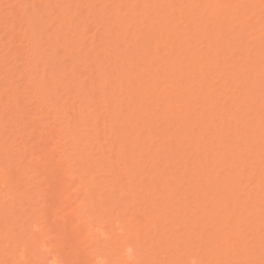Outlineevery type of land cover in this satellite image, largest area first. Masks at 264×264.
Returning a JSON list of instances; mask_svg holds the SVG:
<instances>
[{
  "label": "bare ground",
  "instance_id": "bare-ground-1",
  "mask_svg": "<svg viewBox=\"0 0 264 264\" xmlns=\"http://www.w3.org/2000/svg\"><path fill=\"white\" fill-rule=\"evenodd\" d=\"M111 1L112 3H109L110 6H113L111 10H108L109 6H104L97 12L100 14V17L107 18V23L105 25L106 31L103 32L101 37L99 36L98 40H96V32L95 35L93 34V39L90 43L84 40V37L80 38L79 42L82 45H86L85 50L88 55L89 53L96 52L94 48V46H96L95 42L103 43V45H107L108 48L111 47L107 49L106 52L108 53L107 58L110 63L108 66L114 69L107 72L106 66L105 68L102 67L99 62L100 59L98 54H95V62L93 61V64L83 62V60L79 61V70L84 73L88 72L85 70L90 69L89 71H92V73L89 72L92 74L91 77L83 78L82 73V75L80 73H78V75L73 73V75L68 76L69 78H67V80L55 83L58 87L63 86L67 92L73 87L77 89L76 95L72 98L73 101L69 103L67 108L64 107L67 106L68 103H62L61 98H58L59 100L55 101L52 110L56 112L52 116L54 119L53 122L60 120L61 123L64 124L65 121L67 127L71 128L75 133H64L65 135L62 136V131L59 129L61 134L57 135V142L55 143L57 145L55 146L54 144L53 146L55 147H52L49 145V142L50 139L52 140L54 137L53 134L55 133V129L52 128L48 131H42L39 129L40 127L34 125L36 124L34 118H30L31 121L34 120V126H31V123L27 125V127L31 126V130H29L28 134L14 133L15 136L17 135L16 137L21 139H17L19 140V156L21 157L13 159L15 155L10 156L9 152L6 150L2 151L4 155H8V157L4 160L5 164L0 170L2 175L5 176L0 187L6 186L5 192L1 197L0 215L5 216L4 219L7 221L5 222L8 224L12 221L8 219L14 216L15 207L19 208L22 212L18 218L22 219V221L25 220L24 222L30 223L27 230H29L31 234L28 236L27 230L24 228H19L18 234H7L5 238L8 240V245L13 244L11 252H13L18 264H29V257L30 259L32 257V264H256L258 259L261 260L257 263L264 264V61H262L264 59V57H262L264 56V0H227L224 3L221 2L223 0H145V2L147 1L150 4L148 7H152L151 9L155 12L152 14L149 12L150 10H148L154 17V20L151 21L148 18V16L151 15L145 12L146 9L140 7L143 12L140 9L141 14H139V12L135 13L137 10L139 11L136 0ZM158 1L164 2V7H156ZM174 2L180 6V15L182 14V6L185 8L189 6L188 8L191 7L190 11H195L194 13L189 11V13L185 14V19L187 20H185V22L182 21L183 24L178 23V20H176L177 17H175V15L178 10H172ZM22 3H25V0H23ZM30 3L33 6L31 7L34 9V12L32 11L33 14L31 13L28 17L25 14H21V18L24 19L26 16L27 19L30 17L32 19L29 18V20L32 23H37V21L40 23H48V27L42 34L57 25V28H54L55 31H57L58 34L62 31V34L61 36L59 35L60 38L57 39L56 37V41H54L55 45L51 50L54 52L55 56H57L61 48L67 52L65 56H70L74 59V57H72V49L74 47L76 48V41L73 42V40L67 37L64 34V30L76 35L79 26L82 28L81 31H83L89 27V24H87V21H82L81 15V19L77 18L81 23L79 26L74 27L78 25V21L76 20L74 24L69 21V19L75 20L76 17H69L67 15L62 17L64 13L61 11L62 6L59 5L75 3L82 8L85 6L87 9L89 5H95L96 2L91 0H31ZM41 4H43L41 7H44V4H48L49 8H51L49 11H53V13L51 15H46L44 8V10L38 8ZM188 8H186V10ZM86 9L83 8L81 12ZM88 9L90 8L88 7ZM124 11L129 13V17L132 14L131 12H134V15H132V18L135 17L134 21L131 20V22H126L125 15H121ZM108 13L114 15L110 17ZM16 14H18V16H16ZM13 15L16 18L20 17V11L17 9L13 12ZM107 15L109 17H107ZM76 16L79 15L76 14ZM9 17L10 18H7L14 19L11 16ZM137 17H142V19L139 20ZM135 19H137V21ZM146 20L150 22L149 29L147 27L143 29L144 27L141 26L147 23ZM20 21L21 19H19V22ZM14 23H16V21L11 24V27ZM92 23L96 24L94 29L98 30L96 29L98 23L94 20ZM38 25L39 24L32 25L28 30L34 32V28L37 29ZM180 25H183V28L180 27V29H183L182 33L186 36L185 38L182 36L179 38L177 37L179 35H175ZM8 26L9 25H7V27ZM115 26L118 27V30L116 29V31L113 32ZM11 27H8L10 33L13 32V34L11 33L12 36L9 34L11 40L13 39L10 43L14 44V39H17L15 38L17 35L14 33L16 27L13 26V29H11ZM132 32L133 34H131ZM177 32L181 34V30ZM246 32L248 38H252L250 40L244 37L245 40L247 39V42L242 37ZM82 33L85 32L83 31ZM172 33H175V38L169 40V36ZM74 37L77 38V36ZM34 40L29 43L30 47L28 46V54L25 52V61L27 60L26 62L29 68L32 67V69L42 64L41 62H43L42 60L46 51L39 52L40 40H36V38H34ZM248 40L254 44L248 42ZM126 42H129L130 45L127 44L126 46ZM54 43L50 45L52 46ZM193 44L196 45L194 46ZM201 45L205 46L204 51L202 50L203 48L200 50V47H203ZM25 46H27V44ZM196 46H199V48ZM68 47L71 48L69 51ZM131 47L133 48L132 50ZM160 50H166L167 54L169 53L168 50L170 53L175 51L181 53V51H185L187 54H190L189 52H192V55L189 57L187 55L188 58H180L179 55L171 54L169 59L166 57V59H163L160 57ZM112 51L113 53L111 54ZM151 51L152 53H150ZM229 51L232 56V53H243L245 55L247 53L249 58H242L244 55L242 56L241 54L242 57H238V59L235 58L237 60L229 61L233 65L230 69H227L225 65H222L226 58L224 60L220 54L223 53V56H225ZM252 53H255V55L252 56ZM13 54H16L15 50ZM249 54L253 58L250 57ZM24 56L22 58H24ZM48 59L50 58H47V60ZM75 61L77 63L76 58L74 59V62ZM5 63L6 61L3 64ZM7 65L10 64L8 63ZM89 65H93L94 67ZM137 65H139V67L142 66V68L140 67L141 69L139 68L140 70L135 72L134 66L137 68ZM168 66L172 69L170 75H167V73H165L166 71H163ZM56 69L58 68L56 67ZM212 69L218 72L215 76H217V80L219 78V82L215 83L216 85L214 84L218 90L215 91L216 89H214L213 91L215 92L213 93L210 87H206L209 90L204 92V85L210 81V78L207 79L208 71ZM160 70L164 72H162V76L159 74ZM61 71V74H67L66 70ZM71 72H73V70ZM177 75L180 76L181 81L183 76L187 75L188 78L184 76L186 78L184 83L192 79V83H196H193L194 87L197 85L196 87L199 89V92L192 94V88H188L189 90L185 89L188 85L185 87H183L184 84L181 83L178 86L174 85L173 83L177 81V78L179 79ZM37 76L38 75L34 71L31 73V79L33 81H38L36 79ZM160 79H164V83L169 82L171 84L172 92L167 88L163 87V90L157 87L159 86L157 82L159 83ZM212 79L213 78H211V80ZM144 80H146L145 83H143ZM214 81L213 79L211 82ZM14 82V80H11L10 84L13 88L16 86V82ZM150 82L154 89H149L147 87L145 90L144 87L150 84ZM215 86L212 87L214 88ZM231 87H233V89L235 88L233 93L232 90H230ZM227 88H229L231 93ZM148 89L149 92L153 94L160 90L158 95L161 98L159 96L160 99L155 98L153 94L146 96ZM104 90H109L112 96H124V100H121L119 103L117 101L120 110V112H118L119 115L114 111L116 104V102H114L115 100L112 101L109 98L104 100L101 99L100 94H102ZM153 90L155 91L152 92ZM12 91V94L6 99V104L10 105L9 103L12 102L14 106H18V93L15 88ZM168 92L173 94H169ZM46 93L49 97L51 90L46 91ZM167 94H169L168 97L171 95V97H169L170 99L168 98L169 100L167 101L169 102L172 99L173 101L162 104L164 101L162 100L159 101V104L157 99L161 100L163 95V97L166 98ZM196 95H198V97ZM103 96L104 95H102V97ZM177 96L180 98V101ZM193 96L196 102L199 100L201 101L199 103L203 105H200L201 108L197 110L194 109L191 111L189 108L191 112L183 111L182 115L181 110L177 107L178 103L175 102L181 103L182 101L186 105L187 102L189 103V101H191L190 99L194 98ZM154 98L157 103L154 102ZM174 98H177L178 101H175L177 99L174 100ZM77 99H82L84 101L77 105ZM132 99H137V101H135L139 102V107H136L135 104L133 105L136 108L133 106V108L131 107L130 101ZM125 100L128 102H122ZM104 102L107 108V118L113 115L111 118H114L115 121L116 118L117 120L121 119L120 117L124 115H122L121 112L123 108L126 109L127 112L128 110L140 109V111H138V114H140L138 118L133 119V113L130 116L125 115V119H123L121 123H115L125 128L124 133L119 131V133H117L118 135L108 133L109 136L108 134L104 136L105 140L107 139L109 147L108 152L107 150L104 151L103 146L98 144L97 141L101 134L105 135V132H107L106 130H102V132L99 131L100 129L97 126L99 119L102 117L106 118V116L103 115L104 112H99V105H102ZM171 102H174V105H172L173 103ZM183 103H181V105ZM151 104L156 106L151 118L159 116L156 120V124L160 121L161 126L164 123L163 126L166 125V127L162 126L165 130L163 134L169 135L166 137L168 139L166 143L173 148L179 146L180 143L181 145L179 147L186 143L185 146L187 150H189L188 152L192 154L189 155L195 158H193L194 161H192V164L180 160L181 162L172 166L174 168V166L176 167L177 165V169L181 174V180L178 179L175 181L173 179L175 178L174 174L171 172L167 173L168 165L172 160L168 158H166L167 162H169L168 165H166L167 170L164 169L160 171L162 168L159 169L158 166L160 165L157 164L156 170H158L159 173L154 176H144L145 172H140L139 168L136 169L138 166L135 165L137 166L135 167L134 164L131 166L135 167L134 169H128L122 175L119 173L120 169L118 171L120 167L118 162L120 160H122L121 162L126 166L127 161L137 164V161L143 160L145 156H150L149 154L152 151L150 149H154L155 143H158V141L161 143L163 139H166L164 138L165 136H163L162 140L159 138V140H154L152 143V134L142 139L140 135H134V131L128 132L127 125L129 124L131 126L130 123L135 122L133 125H135L136 128L138 123L141 122L140 120L145 116L144 114L148 113L147 108L151 106ZM189 104H191V102ZM112 105H114V108H112ZM174 106H176V108H174ZM40 107L42 110L43 107ZM124 111L125 110H123V112ZM131 112L128 113L130 114ZM218 112H220L219 115L222 116L221 118L224 116L227 117V119L226 117L224 119L228 121V124L226 120L225 122L222 120V122L220 121L221 125L218 126L219 132L217 134L214 133L215 135L212 136L215 140H218L215 141L216 143L214 142L215 147L212 148L213 146L208 145L204 147V144H199L200 142H197L195 147L188 146L187 142L191 140L192 137L191 139L188 138L193 134H191L193 131L189 134L186 128L179 130L181 124L183 125L185 122L186 124L197 122V125L201 124V128L204 127L207 131L211 128L213 129L212 126H214L213 121L215 118L213 119L212 117L216 116ZM187 113H189V115H187ZM72 115L75 117L74 120H72ZM248 118L250 120L251 118L252 120L254 119L256 123L254 121H251L253 122L252 124L247 123L249 125L247 131L250 132V134H247L246 131V134L243 133V129H241L243 130L241 134L239 125H242V127L246 125L245 122H247L246 120ZM164 120L165 122L162 123ZM89 121H92V123ZM156 124L154 123L153 125ZM58 125L60 126V123H58ZM187 125L189 126V124ZM248 125L245 127H248ZM143 126L150 130L153 127L152 125L148 127L147 123L143 124ZM227 126H230L228 130H231L230 134L232 136H226L228 132L224 128ZM184 127L187 126L184 125ZM237 128L240 131H238ZM190 129L191 128H189V130ZM175 132H178L177 136H175ZM225 132L226 134H224ZM37 135L39 137L36 138ZM200 135L201 134H199V137ZM196 136H198V130L195 133V137ZM195 137L193 136V138ZM82 139L93 142L94 144L91 150L94 151L93 157L96 156L94 161L96 163L94 167L96 170L92 168L88 156L84 154L86 149H81L78 146ZM17 140L16 142H18ZM195 140H197V138ZM178 141H180V143H178ZM31 143H33V145ZM126 144H128L129 147L127 150ZM162 144L165 143L163 142ZM241 144H243L245 148L242 149V147V150H239V146H242ZM35 145L39 146L38 155L37 152H34L32 149ZM191 145H193V143H191ZM145 146L147 149L145 156L143 153L136 154L138 151L143 152ZM237 146L238 150L236 149ZM61 148L62 150L60 151ZM191 148L192 150L190 151ZM78 152H82V155L79 157L74 156ZM229 152L233 153L232 156L228 157L231 159L229 165H226L224 161H226L228 156L227 153ZM135 156L138 158L137 161L133 160ZM170 158L172 157L170 156ZM26 159L29 161L30 166L20 169L22 160ZM63 163H65L66 166ZM155 163L156 161L154 162V160L152 162H145V164L148 165V169L151 165H156ZM173 163L175 162L171 164ZM18 166L19 168H17ZM61 166L65 168L63 173L61 171V169H63ZM77 166L81 169L78 170L76 168ZM28 168H32L35 175L38 176V182H36L38 186L33 188L32 192L35 195L34 199L29 196V189L22 190L19 187L22 184H20L21 181L17 179L21 171L27 177L23 185L32 186L33 184L31 182H33L34 179L30 176V172L27 171ZM115 171H118V174L115 173ZM101 172L109 174L112 178L110 181H107L108 184L105 185L111 190L108 195L103 194L101 191L103 187L99 182L100 180L94 176ZM79 173L85 175L91 173V181H88V179L84 180V178L83 180H78V178H80L78 177ZM160 176H162L161 180H164L167 187L173 186L172 192L181 190V192H184V196L182 197L183 200H187L185 195L192 192L193 194H191V196H194V199L191 204L194 203V205H196L198 209L197 213H189L190 211L182 207L173 209V206L181 204L180 199H177L175 195H170L168 191L164 193L167 195L166 197L162 195V197L165 198V205H163L162 210H158L154 204H149L150 197L152 196V192L149 190L144 192L145 195L139 199L143 201V204H149L147 208H151L152 210L150 213L152 219L149 220L145 218L138 221L137 217L135 218L133 217L134 215H131L125 220L128 212L133 211L131 214L141 213V210L135 209L131 203L136 199L138 194L137 191L143 187L142 184L149 180L157 181L155 179L158 177L160 178ZM187 176L189 177L188 181L184 183L183 178H187ZM203 178L204 180H202ZM205 179H207V182L204 185L203 182L206 181ZM122 180L128 181L125 185L126 188L121 186ZM139 180L140 182H138ZM201 180L203 182H201ZM74 182L77 185L75 191L72 189ZM136 182L140 183V185ZM244 182H247V187H249L244 194L245 205L249 207L245 209L241 208L240 213L235 218V211H230L227 207L229 203L225 195H228L229 198H234L237 194L236 199H238L239 189ZM184 185L189 187L185 188ZM82 190H84V192L78 194ZM242 191H244V189H242ZM120 192L123 194L117 198L115 195ZM210 193L213 195L212 198H209ZM88 199L90 200V204L86 203ZM4 200L6 202H4ZM234 203H237V200ZM32 206H35V209L30 210ZM7 207L8 210L4 211ZM96 208L99 209L98 212H100V214L95 212ZM143 215L145 216V214ZM180 215H182V217H180ZM244 216H248V218L252 219L251 223L246 224L247 220H243ZM260 216L263 217L262 221H259L261 220L259 219ZM41 221L46 223L50 221V224L54 226L55 242L52 246H49L47 240L41 237ZM232 221H236L233 222V224H237L238 228L245 226L246 230L250 231L248 234L252 238L250 242L245 241V237L242 238L241 235L237 233V229H234L235 226L230 228L233 233L225 234L226 228L229 226L228 224ZM103 223L109 224L108 227H103ZM130 225L134 227L132 229L129 227L127 228V226ZM165 229H178L182 231V235H171L167 237L163 234ZM199 230L201 232H199ZM230 239L233 241L232 243ZM86 240H92L95 245H87ZM35 248L36 250H34ZM104 249L109 254L99 253L100 250ZM54 252L55 254H53ZM48 254H51L49 258H47ZM157 254L163 255L158 257Z\"/></svg>",
  "mask_w": 264,
  "mask_h": 264
},
{
  "label": "rangeland",
  "instance_id": "rangeland-1",
  "mask_svg": "<svg viewBox=\"0 0 264 264\" xmlns=\"http://www.w3.org/2000/svg\"><path fill=\"white\" fill-rule=\"evenodd\" d=\"M31 1V0H30ZM30 1L29 0H25V3H22L23 2V0H0V170L2 169V167H3V165L5 164L4 163V160L8 157V155H4V153L2 152V151H4V150H6L7 152H9V154H10V156H12V155H15V158L13 157V159H17V158H20L21 156H19V154H20V151H19V147H18V143H19V140H21V139H19L18 137H16L15 136V134L18 132V133H20V134H28L29 133V130H31V126H34V125H37L38 127H40L39 129H41L42 131L44 130V131H48L49 129H52V128H54L55 129V133L53 134V139L51 140L50 139V142H49V145L50 146H52V147H55L57 144H55L56 142H57V135L59 134H61V131H62V136L63 135H65L66 133H75V132H73V130L71 129V128H69V127H67V124H66V122L64 121V124H62L61 123V121L59 122L58 120V122L57 121H54L53 122V115L56 113L55 111H52L53 110V106H54V103H55V101L57 100H59L60 98H61V102L62 103H68V105L67 106H65L64 108H67L68 106H69V103H71L72 101H73V97L76 95V88L75 87H73L69 92H67L65 89H64V87L63 86H61V87H58V86H56L55 85V83L56 82H61V81H63V80H67V78H69L68 76H70V75H73V73H76V75H78V73H82V71H80L79 69V64H80V62L79 61H81V60H83V62H89L90 64H93V61L95 62V54L97 55L98 54V56H99V59H100V63H101V65H102V67L103 68H105V66H106V71L107 72H110L112 69H114V68H110L108 65L110 64L109 62H108V53L106 52L107 51V49H110V48H108V46L107 45H103V43L101 44V43H99V42H95L96 43V46H94V48H95V50H96V52H94V53H89V55L87 54V51L85 50L86 48H85V46L86 45H82L80 42H79V39L80 38H82V37H84L83 39L84 40H87V42L88 43H90L91 41H92V39H93V34L95 35V33H96V40H98L99 39V36L101 37V35L103 34V32H105L106 30V28H105V25H106V23H107V18L106 17H100V14L99 13H97L98 12V10L99 9H101L102 7H104V6H109L108 8V10H111L112 8H113V6H110V4L112 3V1L111 0H91V1H93V2H96L95 3V5H87L90 9H88V7H87V9H86V7L84 6L83 8H85L86 10H84L83 12H81L82 11V7L80 6V5H77V4H71V3H66V4H64V5H59V6H62V12L64 13L63 14V16L62 17H64L65 15H67V16H69V17H71V16H75L76 17V19L74 20V19H69V21H71V22H73L74 24L76 23V20L78 21V25H75L74 27H77V26H79V24L81 23V21H79L78 19H81L82 18V21H87V24H89L88 26L89 27H87L85 30H83L85 33H82L83 31H81V27L79 26V28H78V35L76 34H74L73 35V33H68L67 32V30H64V34L67 36V37H69L71 40H73V42L74 41H76L75 43H76V48L74 47L71 51L73 52L72 53V57H74V59L76 58L77 59V63H76V61L74 62V59L73 58H71L70 56H65V53H67L65 50H62L61 48V50L59 49V54L57 55V56H55V54H54V52L51 50V48L52 47H54V45H55V43H54V41H56L55 39H56V37H57V39L58 38H60V36H61V34H62V31L61 32H59V34H58V32L57 31H55V29L57 28V25L56 26H54L53 28H50L47 32H45L44 34H42V32L44 31V30H46V28L48 27L47 25H48V23L46 24L45 22H43V23H40L39 21H37V23H32V22H30V20H29V18H27L26 19V16L28 17V15L30 16L31 15V13L33 14V6H32V4L30 3ZM35 1V0H34ZM37 1V0H36ZM195 1V0H194ZM225 1H227V0H223V1H221L222 3H224ZM136 2H137V4H138V7H139V11L137 10V12H135V13H138L139 12V14H141V12H140V9L141 8H143V9H146L145 10V12L146 13H149V12H151L152 14H154L155 12H153L154 10H152L151 8H149L148 6L150 5L147 1L145 2V0H136ZM160 4H159V3ZM157 3H156V7H164L163 6V4H164V2L162 3L161 1H158ZM8 3V4H7ZM110 3V4H109ZM153 3V2H152ZM191 3V2H190ZM16 4H18V5H16ZM31 4V5H30ZM174 4V6H173V9L172 10H178V12H176V15H175V17H177L176 18V20H178V23H182L183 24V22H185V20H187V19H185V14H187V13H189V11H190V8H188L187 6H186V8H188L187 10H186V8L184 7V6H182V10H181V12H182V14L180 15V10H179V8H180V6L178 5V4H176V2H174L173 3ZM16 5V6H15ZM43 4H41V5H39V7L38 8H41V10L44 8L45 9V12H46V15H51L52 13H53V11H49V10H51V8H49V5L48 4H44V7H41ZM32 6V7H31ZM38 6V5H37ZM47 6H48V8H47ZM143 6V7H142ZM11 7V8H10ZM95 7V8H94ZM141 7V8H140ZM194 7V6H193ZM13 8V9H12ZM35 8V7H34ZM12 9V10H11ZM19 10L20 11V17H15L14 15H15V13H14V15H13V12H15L16 10ZM22 9V10H21ZM43 9V10H44ZM155 9V8H154ZM157 9H160V8H157ZM142 10V9H141ZM148 10H150L149 12H148ZM152 10V11H151ZM186 10V11H185ZM22 11V12H21ZM33 11V12H32ZM48 11V12H47ZM44 12V13H45ZM142 12H143V10H142ZM191 13H194L195 11H190ZM19 13V12H18ZM42 13V12H41ZM43 13V14H44ZM79 13V14H78ZM132 14L130 15V17H129V13L127 12L126 13V11H124V12H122L121 13V15L123 16V15H125V19H126V22H131V20H133L134 21V18H132V15H134V12H131ZM10 14V15H9ZM12 14V15H11ZM26 15L25 17H24V19L23 18H21L22 17V15ZM43 14H41V15H43ZM76 14L77 15H79V16H76ZM109 14V13H108ZM139 14H137V15H139ZM152 14H150L149 13V15H151V16H148V18L150 19V21L151 20H154L153 18V15ZM6 15H7V17L8 18H10L9 16H11L12 18H14L13 20L12 19H8L7 17H6ZM81 15H82V17H81ZM111 15H114V14H111ZM111 15L109 14V16L111 17ZM136 15V14H135ZM144 15V14H143ZM147 15V14H146ZM16 16H18V14H16ZM33 16V15H32ZM108 15H107V17H109ZM47 17V16H46ZM46 17H45V19H46ZM81 17V18H80ZM84 17V18H83ZM143 17V16H142ZM142 17L140 18V17H137L139 20L140 19H142ZM152 17V18H151ZM78 18V19H77ZM19 19H21V21L19 22ZM30 19H32V18H30ZM59 19H60V17H59ZM114 19V18H113ZM148 19V20H149ZM183 19V20H182ZM11 20H12V23L14 22V21H16V23H14L13 24V26L14 27H16L15 28V31H14V33H15V35H17L15 38H17V39H14L15 40V45L14 44H12V43H10L12 40H11V33L13 34V32H11L10 33V29H8V27H11ZM18 20V21H17ZM37 20V19H36ZM93 20L95 21V22H97L98 23V25H97V28L96 29H98V30H95L94 28H95V26H96V24L95 23H92L93 22ZM130 20V21H129ZM136 21H137V19H135ZM181 20V21H180ZM10 21V22H9ZM45 21V20H44ZM183 21V22H182ZM29 22H30V24H29ZM147 22V23H146ZM146 24H144V25H141L142 27H144L143 29H145V27H147L148 29H149V24H150V22H148L147 20H146ZM253 22V21H252ZM8 23V24H7ZM21 23H22V25H21ZM92 23V24H91ZM15 24H17V25H15ZM20 24V25H19ZM36 24H39L38 25V27H37V29L36 28H34V32L31 30V31H29L28 29L29 28H31V26L32 25H36ZM132 24H133V22H132ZM135 24V23H134ZM147 24H148V26H147ZM7 25H9L8 27H7ZM139 25V26H140ZM11 27V29H13L14 27ZM183 25H180L177 29L180 31L181 30V34H180V32L178 33L177 31L175 32V33H172L170 36H169V40L171 39H174L175 38V36H174V34L175 35H179V36H177V37H179L180 38V36H182V37H186L185 35H183V27H182ZM93 27V28H92ZM180 27H182L181 29H180ZM26 28V29H25ZM55 28V29H54ZM114 28V27H113ZM7 29V30H6ZM54 29V30H53ZM116 29L118 30V27H116L115 26V29H113V32L114 31H116ZM18 30V31H17ZM131 31V30H130ZM22 32V33H21ZM248 33H249V31H248ZM11 36H10V35ZM131 34H133V32L131 33ZM27 35V36H26ZM59 37H58V36ZM129 35H130V33H129ZM7 36V37H6ZM24 36V37H23ZM29 36V37H28ZM74 36H77V38L76 37H74ZM173 36V37H172ZM181 37V38H182ZM243 39L245 40V38H248V36H247V32L246 33H244L243 34ZM245 37V38H244ZM28 38V39H27ZM34 38H36V40L38 39V40H40V49H39V52H42V51H44V50H46L45 51V56H44V58H43V62H41L42 64H39L36 68H33L32 69V67H30L29 68V65L27 64V60L25 61V58H26V53L29 51V47H30V44L29 43H31V42H33V40H34ZM26 39V40H25ZM248 39H252L251 37L250 38H248ZM247 40V39H246ZM245 40V41H246ZM250 40H248V42H250V43H252V44H254L253 42H251ZM30 41V42H29ZM78 41V42H77ZM243 41V40H242ZM244 41V42H245ZM247 42V41H246ZM34 43H35V40H34ZM51 43H54L52 46L50 45ZM220 43V42H219ZM222 43V42H221ZM27 44V46H25ZM29 44V45H28ZM127 44H129L130 45V43L129 42H126V46H127ZM14 45V46H13ZM194 46L196 45V44H193ZM21 46V47H20ZM29 46V47H28ZM193 46V47H194ZM200 46V45H199ZM199 46H196V47H198L199 48ZM201 46H203V47H200V50L202 49L203 51L205 50V46L204 45H201ZM16 47V48H15ZM69 48V47H68ZM71 48H69L68 49V51L70 50ZM104 49V50H103ZM106 49V50H105ZM133 48L131 47V50H132ZM14 50L16 51V54H13L14 53ZM195 50V49H194ZM197 50H199V49H197ZM86 51V52H85ZM154 51V50H153ZM163 50H160V52H159V54H160V57L161 58H163V59H166V58H168L169 59V57L171 56V54H175V55H179V57L180 58H182V57H184V58H188L189 56H191L192 55V52H189L190 54H187L185 51L184 52H182L181 51V53L179 52V51H175V52H171L170 53V51L168 50V52L170 53H168L167 54V52H166V50H164L163 52H162ZM26 52V53H25ZM110 53V52H109ZM113 53V51L111 52V54ZM150 53H152V51L150 52ZM184 53V54H183ZM17 54H18V56H17ZM22 54H24V55H22ZM28 54V53H27ZM110 54V55H111ZM233 54V56L231 55V53H230V51L228 52V53H226V55L225 56H223L224 54L223 53H221L220 55H221V57L225 60V58H226V60L223 62V64L222 65H225V67L227 68V69H230V67L233 65V64H231V62H229V61H234V60H237L238 59V57H242L243 55V57L242 58H246V57H248V54L246 53V55L245 54H243V53H241L242 54V56H241V54L240 53H232ZM235 54V55H234ZM253 54V53H252ZM21 55H22V57L24 56V58H22L21 57ZM51 55V56H50ZM187 55H188V57H187ZM255 55V53L252 55V56H254ZM163 56V57H162ZM232 56V57H231ZM249 56H250V54H249ZM252 56H250V57H252ZM166 57V58H165ZM231 57V58H230ZM262 57H264V56H262ZM47 58H50V59H48L47 60ZM71 58V59H70ZM183 58V59H184ZM235 58H237V59H235ZM249 58V57H248ZM253 58V57H252ZM24 59V60H23ZM73 59V60H72ZM183 59H180V60H183ZM228 59V60H227ZM262 60V59H261ZM260 60V61H261ZM6 61V63L5 64H3L4 62ZM226 61H228V62H226ZM262 61H264V59L262 60ZM3 62V63H2ZM10 64V65H7V64ZM222 63V62H221ZM3 64V65H2ZM7 65V66H6ZM230 65V66H229ZM58 68V69H56V67ZM89 66H91V67H94L93 65H89ZM108 66V67H107ZM136 66V65H135ZM134 66V70H135V72H137V70H140L141 68H142V66H140L139 67V65H137V68ZM112 67V66H111ZM229 67V68H228ZM107 68H110V69H107ZM140 68V69H139ZM169 66L167 67V68H165L163 71H166L165 73H167V75H170V73L172 72V69H171V67L169 68ZM173 68V67H172ZM176 68V67H175ZM161 69H163V68H161ZM171 69V70H170ZM177 69H178V67H177ZM176 69V70H177ZM61 70H66V72H67V74L66 75H63V74H61ZM73 70V72H71ZM90 69H88V70H85V71H88V72H84V73H82L83 74V78H86V77H91L92 76V71H89ZM173 70H175V69H173ZM213 70V71H212ZM212 70H210L211 71V73H210V71H208V78L207 79H209L210 81L208 82V83H206L204 86L205 87H203V89H204V92L206 91V90H209L208 88L210 87L211 88V92H215V91H217L218 89H217V87L215 86L216 84L215 83H218L219 82V78H218V80H217V76H215V75H217L216 73H218L216 70H214V69H212ZM35 72L38 76H37V80L38 81H33L31 78V73L32 72ZM80 71V72H79ZM162 70H160L159 71V74H160V76H162V72H163ZM89 72H91V73H89ZM214 72V73H213ZM164 73V72H163ZM183 73H185V72H183ZM81 74V75H82ZM91 74V75H90ZM166 75V76H167ZM214 77H213V76ZM12 76V77H11ZM33 76V75H32ZM178 77H179V79L177 78V81L175 82V83H173L174 85H179L180 83L181 84H184V86L183 87H185V86H187V87H185V89L186 90H189L190 88H192L193 90V92L191 91V93L193 94V93H198L199 91V89L196 87L197 85H195V87H194V85H193V83H192V79H190L188 82H186V83H184L185 81V79L186 78H188V76L187 75H182L183 76V78H182V81H183V83H182V81L180 80L181 78H180V76L179 75H177ZM211 76V77H210ZM211 78H213L215 81L214 82H211L212 80H211ZM216 78V79H215ZM165 79V78H164ZM163 79V80H164ZM11 80L13 81H15L14 83L16 84V86L14 87L15 88V90L17 91V93H18V101H19V105L18 106H14L13 105V103L12 102H10L9 104L10 105H8V104H6V102H7V98L9 97V95H11L12 94V90L14 89L10 84H11ZM147 80V79H146ZM146 80H144V82L143 83H145V81ZM162 79H160L159 80V83L157 82V85H159V86H157V87H160L159 89H163L164 90V88H167L169 91H171L172 92V86H171V84L169 83V82H167V83H164V81H163ZM101 83V82H100ZM187 83H189V84H187ZM191 83H192V85H193V87H192V85H191ZM212 83V84H211ZM152 84H153V82H152ZM194 84H196V83H194ZM215 84V85H214ZM88 85V84H87ZM147 85H150V86H147ZM145 87H144V89L145 88H152V89H154L153 88V86H151V82H150V84H147ZM144 86V85H143ZM191 86V87H190ZM212 86H215L214 88L212 87ZM217 86H218V84H217ZM164 87V88H163ZM169 87V88H168ZM206 87H208V88H206ZM88 88V87H87ZM189 88V89H188ZM196 88H197V90H196ZM149 89H148V92H147V94H146V96H148V95H150V94H153V93H150L149 92ZM151 89V90H152ZM171 89V90H170ZM173 89H174V86H173ZM184 89V88H183ZM214 89H216L215 91H213ZM235 89V88H234ZM234 89H233V87H231V89L230 90H232V93L234 92ZM50 91L51 90V94L49 95V97H48V94L46 93V91ZM146 90V89H145ZM185 90V91H186ZM227 90L230 92V90H229V88H227ZM226 90V91H227ZM254 90V89H253ZM255 90H256V92H257V94H258V91H257V89L255 88ZM34 91V92H33ZM155 90H153L152 92H154ZM160 91V90H159ZM159 91H157L155 94H153V97L155 96V98H159L160 96L158 95V93H159ZM195 91H197V92H195ZM227 91V92H228ZM170 92V93H171ZM35 93V94H34ZM169 93V92H168ZM169 93V94H170ZM190 93V94H191ZM231 93V92H230ZM254 93V92H253ZM169 94H167V97L165 98V97H163L162 95V99L161 100H159V99H157V102L160 104V102L159 101H162V100H164L163 101V103L162 104H167V100H169L170 98L169 97H171V95L168 97V95ZM171 94H173V93H171ZM255 94V93H254ZM256 94V95H257ZM260 94V93H259ZM102 95H104L103 97H102ZM159 96V97H158ZM197 97H198V95H196ZM100 97H101V99L102 100H104V99H110V100H112V101H114V102H116V104H115V108L113 107L114 105H112V108H114V111L116 112V113H118V112H120V110H119V106H118V104H117V101H118V103L121 101V100H124L125 98H123L124 96L122 95V96H119V95H114V96H112V94L110 93V91L109 90H104L103 91V93L102 94H100ZM178 97V96H177ZM194 97V96H193ZM196 97V98H197ZM59 98V99H58ZM154 98V102H156L155 99ZM169 98V99H168ZM179 98V97H178ZM175 99H177V98H174V100ZM195 99V97L194 98H192V99H190L191 101H189V103L191 102V104H192V106H193V109H192V106H191V104H189L188 102L186 103V105L181 101V103H183L182 105H181V103H179V102H175V101H178V99L177 100H175L174 102L175 103H178L177 105V107H179V109L181 110V113L183 112V111H186V112H191L192 110H197V109H199V108H201V106L203 105H201V103H199V102H201V101H199V100H197L198 102H196V100H194ZM136 101H137V99H135ZM134 99H132L130 102H131V107L133 106L134 108H136V107H139V102H136ZM33 101H35V102H33ZM82 101H84V100H82V99H77L76 100V102H77V105L78 104H80V103H82ZM134 103H133V102ZM170 101H173V99L172 100H170ZM169 101V102H170ZM179 101H180V98H179ZM193 101V102H192ZM122 102H128L127 100H125V101H122ZM153 102V103H154ZM156 102V103H157ZM168 102V103H169ZM174 102H171V103H173L172 105H174ZM34 105H33V104ZM111 103V102H110ZM152 103V104H153ZM133 104H135V106L133 105ZM151 104V106H149L148 108H147V110H148V113H145L143 116V118L140 120L141 122H142V124H141V122H139L138 123V126L135 128V125H133V123H135V122H133V123H130L131 124V126L128 124L127 126V129L129 130L128 132H130V131H134L133 133H134V135H140L141 136V138L143 139V137H147L149 134H152V137H153V140H151V142L152 141H154V140H159V138H161V140H162V138H163V136H165L164 138H166V137H168L169 135H164L163 133L165 132V130L162 128V126L165 124L164 122H165V120L164 121H162V123H164V124H162V126H161V122L159 121V122H157V124H156V120L159 118V116H155V117H153V118H151V116L153 115V111H154V108L156 107L155 105L153 106ZM155 104V103H154ZM198 104V105H197ZM6 105H8V106H6ZM110 105V104H109ZM201 105V106H200ZM40 106H42L43 108H42V110H41V107ZM189 106V107H188ZM38 107V108H37ZM132 107V108H133ZM194 107H196V108H194ZM174 108H176V106H174ZM188 109V110H186V109ZM191 109V111H190V109ZM179 109L177 108V110H178V112H179ZM106 110H107V108L105 107V102L102 104V105H99V112L100 113H103V115H105L106 116V114H107V112H106ZM110 110V109H109ZM123 110H125L124 112H123ZM123 110L121 111L122 112V115L123 116H121L120 118L121 119H118L117 120V118H116V121H115V119L114 118H111V117H113V115L112 116H110V118H107V116H106V118H103L102 116V118L101 119H99V123H97V126H98V128L100 129L99 131H101L102 132V130H106L107 132H105V135L104 134H101L100 136H99V138H98V144H101L102 146H103V149H104V151H106L107 150V152H108V150H109V147H108V144H107V139L105 140V137L104 136H106L108 133L109 134H111V133H113V134H115V135H118L117 133H119V131L121 132V133H124V127H121L122 125H120V124H118V123H121L122 122V120L123 119H125V115H127V116H130V115H132L133 113H134V116H132V118L133 119H135V118H138V116L140 115V114H138V111H140V109L138 108V109H134V110H128V112H131L130 114L126 111V109H124L123 108ZM43 111V112H42ZM199 111V110H198ZM5 112V113H4ZM7 112V113H6ZM51 112V113H50ZM197 112V111H196ZM128 113V114H127ZM185 113V112H184ZM198 113V112H197ZM219 113L220 112H218V113H216L217 115L216 116H213L212 118L214 119V126H212L213 127V129L211 128L210 130H207L206 131V128L204 129V127H202L201 128V124H198L197 125V122H192V124H191V122L190 123H187V124H189V126L186 124V122L185 123H183V125L181 124V127L179 128V130H182L183 128H186L187 129V131L189 132V134H190V132L191 131H193V132H191V134L195 137V133L197 132V130H198V136H196L195 138H193V136L192 135H190L189 137L190 138H188V139H191V137H192V139L191 140H189L188 142H187V144H188V146H190V147H195L196 146V143L197 142H200L199 144H204L203 146L204 147H206V145H208V146H213L212 148H214L215 147V144H214V142L215 141H218V140H215L212 136H214L215 134H217L218 132H219V127L218 126H220L221 125V122L223 121V122H225V120L227 119V117L226 116H224L223 118H221L222 116H220L219 115ZM264 113V112H263ZM8 114V115H7ZM6 115V116H5ZM118 115H119V113H118ZM182 115H183V113H182ZM187 115H189V113H187ZM214 115H215V113H214ZM220 117H219V116ZM104 116V117H105ZM126 116V117H127ZM211 116V115H210ZM73 119L72 120H74L75 119V117L72 115L71 116ZM80 117V116H79ZM226 117V119H224ZM32 118H34V120H35V123L36 124H34V120L33 121H31V119ZM52 118V119H51ZM70 118V117H69ZM81 118V117H80ZM192 118V117H191ZM221 118V119H220ZM78 119V118H77ZM88 119V118H87ZM11 120V121H10ZM38 120V121H37ZM90 120V119H89ZM217 120H218V122H217ZM222 120V121H221ZM178 121H180V120H178ZM216 121V122H215ZM221 121V122H220ZM247 122H245L246 123V125H248V124H252L253 122H251V121H254V119L252 120V118H251V120L248 118L247 120H246ZM11 122V123H10ZM33 122V123H32ZM90 123H92V121H89ZM116 122H118L117 124H115ZM220 122V123H219ZM255 122V121H254ZM31 123V126H29V127H27V125H29ZM58 123H60V126L58 125ZM145 123H147L148 124V127L150 126V125H152L153 127H152V129L150 130L149 128H147V127H144L143 126V124H145ZM156 124V125H153V124ZM179 123V122H178ZM226 123L228 124V121L226 120ZM225 123V124H226ZM248 123V124H247ZM256 123V122H255ZM34 124V125H33ZM216 124V125H215ZM159 125H160V127H159ZM184 125H186L187 127H184ZM196 125H197V127H196ZM246 125H243V127H242V125L240 126L239 125V129L241 130V129H243L244 130V132L243 133H245V131L247 132V134H250V132H248L247 131V129L249 128V125H248V127H245ZM53 126H55V127H53ZM105 126V127H104ZM115 126V127H114ZM120 126V127H119ZM133 126V127H132ZM179 126H180V123H179ZM183 126V127H182ZM163 127H166V125L165 126H163ZM200 127V128H199ZM229 127L230 126H227V127H225L224 129L225 130H227V132H228V135H226L227 137H229V135L230 136H232L231 134H230V131L231 130H228L229 129ZM241 127V128H240ZM104 128V129H103ZM189 128H191L190 130H189ZM59 129L61 130V131H59ZM63 129V130H62ZM148 129V130H147ZM238 128H237V130L238 131H240ZM164 130V131H163ZM200 130V131H199ZM243 130H241L240 131V133L243 131ZM59 132V133H58ZM171 132H173V131H171ZM200 132V133H199ZM211 132V133H210ZM15 133V134H14ZM65 133V134H64ZM104 133V132H103ZM213 133V134H212ZM215 133V134H214ZM56 134V135H55ZM109 134H108V136H109ZM175 136H177V134H178V132L176 133L175 132ZM199 134H201L200 135V137H199ZM224 134H226V132L224 133ZM242 134V133H241ZM246 134V133H245ZM197 135V134H196ZM107 136V137H108ZM150 136V135H149ZM202 136H204V137H202ZM209 136H210V138H209ZM37 137H39L38 135L36 136V138ZM26 138V137H25ZM197 138V140H195ZM212 138H213V140H212ZM230 138H232V137H230ZM17 139H19V140H17ZM167 139V138H166ZM166 139H163L162 141H161V143L158 141V143H155V145H154V149H150V150H152L151 151V153L149 154L150 156L148 157V156H145L146 155V153H147V149H146V146H145V148L143 149L144 151L143 152H140V151H138L136 154H139V153H143L144 154V156H145V158L143 159V160H141V161H143V162H141V161H137L138 160V158L135 156L134 158H133V160L134 161H137L138 163L137 164H135V162H128L127 161V166L126 165H123V163L121 162L122 160H120L119 162H118V164H120L119 166V168H118V171H119V169H120V174L122 175L123 173H125L128 169L130 170V169H134L135 167H137L136 169H138L139 168V170H140V172H142V171H144L145 173V175L144 176H148V175H155V174H158L159 173V171L158 170H156V166H158L157 164H159L160 166H158L159 167V169L160 168H162V169H160V171H162V170H167V166L166 165H168V163L169 162H167V159L166 158H168V159H172L171 161L172 162H175V163H173V164H171L172 162L170 161V163H169V165H168V170H167V173L168 172H171V173H173L174 174V176H175V178H173L175 181H177L178 179L179 180H181V174H180V172L178 171V169H177V165H176V167L174 166V168L172 167L173 165H175L176 163H179V162H181L180 160H184V161H187V162H189L190 164H192L193 162L192 161H194V156H191L192 154H191V152H188L189 150H187V148H186V143L183 145V146H181V147H179L180 145H181V143H180V141H178V143H180L179 144V146H176V147H170V145L168 144V143H166V142H168V139H167V141H166ZM187 139V140H188ZM201 139V140H200ZM227 139H229V138H227ZM16 140L18 141V142H16ZM26 140V139H25ZM193 141V142H192ZM165 143V144H162V143ZM186 142V141H185ZM193 143V145H191V143ZM97 143V142H96ZM126 143V142H125ZM153 143V142H152ZM183 143V142H182ZM195 143V144H194ZM216 143V142H215ZM32 145H33V143H31ZM55 144V146H53ZM149 144H150V142H149ZM212 144H214V145H212ZM93 142H88V141H86V140H84V139H82L80 142H79V144H78V146H79V148H81V149H86V151L84 152V154L85 155H87L88 156V160H89V163H91L92 164V168H94L95 166H96V163L94 162L95 161V159H96V156L95 157H93L94 155H93V153H94V151H92L91 150V148L93 147ZM127 146H126V150L127 149H129V147H128V144H126ZM242 146H239L240 148H239V150L242 148V149H244L245 147H244V145L243 144H241ZM61 146H62V144H61ZM173 146V145H172ZM147 147H148V145H147ZM183 147H185V148H183ZM63 148V147H62ZM62 148L60 149V151L62 150ZM153 148V147H152ZM182 148V149H181ZM238 148V146L236 147V149ZM33 150H34V152H37V155H38V152H39V146L38 145H35L33 148H32ZM141 149V148H140ZM241 149V150H242ZM192 150V148L190 149V151ZM238 150V149H237ZM59 151V150H58ZM57 151V152H58ZM60 151L58 152L59 154H60ZM236 151V150H235ZM82 152H78L76 155H74V156H76V157H79L80 155H82L81 154ZM156 153H157V155H156ZM203 153V152H202ZM233 153V152H232ZM232 153H227V159H226V161H224V163L226 164V165H229V163H230V160L231 159H229L228 157H230V156H232ZM57 154V153H56ZM58 154V155H59ZM113 154H114V152H113ZM189 154H191V155H189ZM58 155H56V156H58ZM170 156L172 157V158H170ZM194 158V159H193ZM154 160V162L156 161V165H151L150 166V168L148 169L147 168V164H145V162H147V161H149V162H152L153 160ZM157 159V160H156ZM166 159V160H165ZM150 160H152V161H150ZM160 160V161H159ZM178 161V162H177ZM62 162H64V161H62ZM159 162V163H158ZM130 163H131V165H130ZM17 164V163H16ZM63 164H65V163H63ZM132 164H134V166L135 165H137V166H135V167H131V166H133ZM189 164V165H190ZM30 165H29V161L26 159V160H22V164H21V166H20V169H22V167H29ZM65 166H66V164H65ZM170 167V168H169ZM189 167H191V166H189ZM17 168H19V166L17 167ZM61 168H63V169H61V171H62V173L65 171V168L64 167H62L61 166ZM78 170H80L81 168L79 167V166H77L76 167ZM91 168V169H92ZM142 169V170H141ZM94 170H96V168H94ZM23 171V170H22ZM28 172H30V176H32L33 177V182H31L33 185L31 186H24L23 184L26 182V180H27V177H26V175H24L21 171H20V173L18 174V177H17V179H18V181H21V183L20 184H22L21 186H19L22 190H26V189H29V191H30V193H29V196L30 197H33V199H34V194L32 193L33 192V188H35L36 186H38L37 184H36V182H38V180H37V177L38 176H36L35 175V173L33 172V169L32 168H28V170H27ZM118 171H115V173H117ZM118 174V173H117ZM95 177H97V179L99 178V182L101 183V186L103 187V190H101L102 192H103V194H106V195H108V193L111 191L107 186H105V185H107L108 183H107V181H110L112 178L110 177V175L109 174H107V173H105V172H101V173H97V174H95L94 175ZM5 176H3L2 175V173L0 172V184L3 182V178H4ZM78 177H80V178H78V180L79 179H81V180H83V178H84V180H87L88 179V181H91L90 179H92V176H91V173H87L86 175L85 174H82V173H79L78 174ZM162 176H160V180L157 178V179H155V180H157V181H152V180H149V181H146V182H144L142 185H143V187L142 188H140L137 192H138V194H137V196H136V199L134 200V201H132V205H133V207L135 208V209H137V210H141V213H138V214H131V213H133V211H131V212H128L127 214H126V217H125V220L126 219H128L131 215H134L133 217H137L138 218V221L139 220H143V219H149V220H151L152 218L150 217V213H151V208H147V205H149V204H154L155 205V207H157V209L158 210H162V208H163V205H165V202H164V200H165V198H163V197H166L167 195L166 194H164L165 193V191H168L169 192V194L170 195H175L176 197H177V199H180V205H178V206H173L172 208L174 209H176V208H178V207H182V208H184V209H186V210H188V211H190L189 213H193V212H196L197 213V211H198V209L196 208V205H194V203H192L191 204V202L193 201V199H194V196H191V194H193L192 192H189V193H187L185 196H186V198H187V200H183L182 199V197L184 196V192H181V191H173L172 192V190H173V186H169V187H167L166 185V183L164 182V180H161L162 178H161ZM124 178V177H123ZM188 176H187V178H183V182L184 183H187V181H188ZM202 180H204V178L202 179ZM201 180V182H203ZM206 181H204L203 182V184L205 185V183L207 182V179H205ZM16 181V180H15ZM88 181H85V182H88ZM127 180H122L121 181V186H123V188H126L125 187V185L127 184ZM138 182H140V180L138 181ZM138 182H136V183H138ZM139 185H140V183H138ZM247 182H244L243 183V185L241 186V188L239 189L240 190V192H239V194H238V199H236L237 197H236V195H235V197L233 198H229V196L228 195H225V196H227V202L229 203L228 204V208L230 209V211L231 210H234L235 212H234V214H235V218L238 216V214L240 213V209L241 208H243V209H245L246 207H249V206H247V205H245V202H244V194L246 193V191L249 189V187H247ZM141 185V186H142ZM73 191H75V189H76V183L74 182L73 183ZM185 186V188H187V187H189V186H186V185H184ZM252 187V186H251ZM5 189H6V186H4V187H0V202H1V197H2V195L4 194V192H5ZM242 189H244V191H242ZM149 190H151V192H152V196L150 197L151 199H150V203L149 204H143L142 202V200H140L139 198L140 197H142V196H144L145 195V193L144 192H147V191H149ZM73 191H72V193H73ZM84 192V190H82V191H80L78 194H82ZM168 192H166V193H168ZM234 193H237L236 191H233ZM123 193L122 192H120V193H117L115 196L118 198V196L120 197L121 195H122ZM162 195H164L163 197H162ZM81 196H83V195H81ZM105 197V196H104ZM213 197V195L210 193V196H209V198H212ZM32 199V200H33ZM75 199V198H74ZM237 200V203H234L235 201ZM4 202H6L5 200H4ZM86 203L87 204H90V200L88 199V200H86ZM2 204V203H1ZM153 205V206H154ZM167 205V204H166ZM165 207H167V206H165ZM226 208V207H225ZM32 209H35V206H32L31 208H30V210H32ZM84 210H86L87 209V207H86V209L85 208H83ZM8 210V207L7 208H5V210L4 211H7ZM96 211V213L97 214H100V212H98L99 211V209L98 208H96L95 209ZM22 211L19 209V208H17V207H15V209H14V216H12V218H10V219H8V220H12L11 222H9L8 224H6V220L4 219V217L5 216H3V215H0V264H18V261L16 260V258H15V256L13 255V252H11V249H12V246H13V244L11 245H8V240L5 238V236L8 234V235H10V234H15V233H17L18 234V232H19V228H24V229H26L27 230V227L30 225V223L28 222H24V221H22V219H20V218H18L19 217V215H20V213H21ZM161 213V212H160ZM143 214H145V216L143 215ZM162 214V213H161ZM190 215V214H189ZM189 215H187V216H189ZM180 217H182V215H180ZM186 218H188V217H186ZM259 219H261V220H259V221H262V219H263V217L262 216H260V218ZM243 220H247V222H246V224H248V223H251V221H252V219H250V218H248V216H244L243 217ZM6 221V222H5ZM105 221H106V219H105ZM169 221V220H168ZM178 221V220H177ZM181 221V220H180ZM23 222V223H22ZM179 222V221H178ZM233 222H236V221H232V222H230L228 225V227L226 228L227 230H226V232H225V234H231V233H233L231 230H230V228H233L234 226V229H237L236 231H237V233L238 234H240L241 235V237L243 238V237H245V241H247V242H250L251 240H252V238L248 235L249 234V230H246V228H245V226H241V227H237L238 225L237 224H233ZM108 225L109 224H107V223H103L102 224V226L103 227H108ZM52 226V227H51ZM40 227L42 228V232H41V237H42V239H45V240H47V244L49 245V246H52L53 244H54V242H55V240H54V235H55V233H54V226L53 225H51L50 224V221L49 222H43V221H41V223H40ZM130 228V229H132L134 226L133 225H130V226H127V228ZM237 227V228H236ZM51 228V229H50ZM109 229V228H108ZM107 229V230H108ZM199 232H201L200 230H199ZM164 235H166L167 237H169V236H171V235H173V236H180V235H182V231H180V230H178V229H173V230H170V229H165V231H164V233H163ZM27 235L28 236H30L31 234H30V232H29V230H27ZM249 236V237H248ZM232 240H234V239H232ZM230 242L232 243L233 241H231V239H230ZM86 244L87 245H90L91 246V244H94V242L92 241V240H86ZM95 245V244H94ZM30 247H31V245H30ZM32 249V248H31ZM30 249V250H31ZM33 250V249H32ZM34 250H36V248L34 249ZM264 252V251H263ZM99 253H104V254H107L108 252H106L105 251V249L104 250H100L99 251ZM53 254H55V252L53 253ZM109 254V253H108ZM158 255V254H157ZM161 255H163V254H161ZM161 255L159 254L158 255V257H161ZM51 256V254H48L47 255V258H49ZM238 256H239V254H238ZM261 259H258L257 260V262H259ZM28 263L29 264H32L33 263V260H32V257H31V259H30V257L28 258ZM256 262V264H259V263H257ZM262 262H263V260H262ZM261 263V262H260Z\"/></svg>",
  "mask_w": 264,
  "mask_h": 264
}]
</instances>
